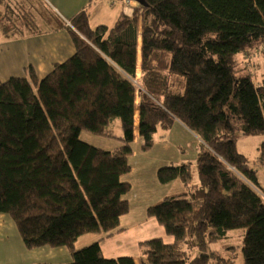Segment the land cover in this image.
Listing matches in <instances>:
<instances>
[{"label":"trees","instance_id":"16d2710c","mask_svg":"<svg viewBox=\"0 0 264 264\" xmlns=\"http://www.w3.org/2000/svg\"><path fill=\"white\" fill-rule=\"evenodd\" d=\"M146 2L111 27H91L88 10L72 26L61 21L55 29L68 28L70 57L43 78L32 65L28 76L0 78V216L15 222L28 249L68 248L72 260L59 264H136L132 255L105 256L101 242L130 209L122 176L137 124L148 150L158 129L180 120L200 138L196 163L159 169L160 182L181 179L186 188L148 208L171 240L140 241L143 262L211 264L212 245L239 229L243 264H264V187L237 146L239 134L264 135V78L257 83L245 59L264 50V0ZM9 7L0 8L6 37L43 32ZM82 131L121 143L104 149ZM260 149L264 163V142ZM85 233L101 238L77 248Z\"/></svg>","mask_w":264,"mask_h":264},{"label":"crops","instance_id":"0c3cea01","mask_svg":"<svg viewBox=\"0 0 264 264\" xmlns=\"http://www.w3.org/2000/svg\"><path fill=\"white\" fill-rule=\"evenodd\" d=\"M5 1L7 2L2 3L1 9L10 5L8 12H11L12 15L20 16L22 14L29 20H38L41 25L36 28H40L43 32L21 37H6L0 23V78L2 80L12 76H28V68L31 65L43 78L52 70L56 62H62L70 57L75 52V45L68 28L55 29L60 26L58 24L61 21L70 26L73 17L83 10H88L91 27L95 28L101 24L111 27L121 12L130 13L139 6V2L135 0L130 4L123 0ZM139 33L138 77L142 74L143 61L142 14L139 18ZM8 34L11 35V33ZM82 136L83 132H81V138ZM87 136V142L102 143L103 147L101 148L104 149H114L121 143L114 138L104 141L98 136ZM139 136L140 131L137 124L135 139L132 143L133 153L129 157L131 171L122 177L132 186L125 195V198L129 200L130 209L121 217V230L111 237L104 238L101 245L102 252L107 257L132 255L136 264H145L141 258L140 241L159 236L170 241V236L166 238L164 228L156 219L148 215V208L165 195L172 192L179 193L186 188L181 179L168 183L160 182L158 171L161 167L171 164H195L200 138L180 120H176L168 130L158 129L155 135L156 141L148 150L142 148ZM153 149L159 159H155L154 155L149 156ZM99 238L101 235L98 233H85L77 239L75 245L77 248H81ZM71 260L72 255L66 247L42 246L28 249L24 245L15 222L7 215L0 216V264H34L39 262L59 264Z\"/></svg>","mask_w":264,"mask_h":264},{"label":"rangeland","instance_id":"374dc122","mask_svg":"<svg viewBox=\"0 0 264 264\" xmlns=\"http://www.w3.org/2000/svg\"><path fill=\"white\" fill-rule=\"evenodd\" d=\"M132 1L134 0H128L127 4H130ZM34 21H35V27L41 25V23L38 20L34 19ZM241 57L243 56L239 55L240 59ZM245 59L250 60L251 65L250 64L249 65L254 68L255 80L258 83L264 78V50H261L259 53L254 52L248 54ZM137 104H140L139 101H137ZM82 132H83V136H82L83 141H87L88 139L87 135L98 136V138L104 141L109 139L108 137L100 136L89 131H82ZM119 133H121V131H119ZM263 142H264V135L262 134H258V135L239 134L238 143H237L238 150L246 155V157L250 161V164L257 170L258 179L262 187H264V163L262 162V159L260 157L261 156L260 147ZM92 143L98 145V147H103V144L97 141H94ZM151 152L152 153L149 156L154 155L155 159H159L158 155L155 154V149H153V151ZM165 235L167 238L168 235L167 234ZM242 243H243V232H241V230L239 229L230 231V233L226 238L212 245L215 249L218 250V252L215 257L212 256L211 264H243L244 257L242 251ZM233 246L235 247V249H233L234 251L230 248ZM218 257L221 258L220 262H218L217 259Z\"/></svg>","mask_w":264,"mask_h":264},{"label":"water","instance_id":"95a60500","mask_svg":"<svg viewBox=\"0 0 264 264\" xmlns=\"http://www.w3.org/2000/svg\"><path fill=\"white\" fill-rule=\"evenodd\" d=\"M136 1H138L142 5H146L147 4L146 0H136Z\"/></svg>","mask_w":264,"mask_h":264},{"label":"built area","instance_id":"2783aa9c","mask_svg":"<svg viewBox=\"0 0 264 264\" xmlns=\"http://www.w3.org/2000/svg\"><path fill=\"white\" fill-rule=\"evenodd\" d=\"M125 3H127L128 2V0H123ZM141 11L143 10L142 8L140 9ZM139 105V104H138Z\"/></svg>","mask_w":264,"mask_h":264}]
</instances>
